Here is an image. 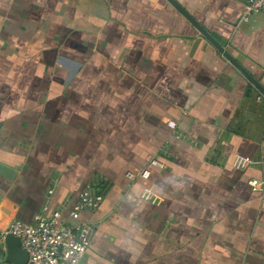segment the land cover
<instances>
[{"label":"crops","instance_id":"obj_1","mask_svg":"<svg viewBox=\"0 0 264 264\" xmlns=\"http://www.w3.org/2000/svg\"><path fill=\"white\" fill-rule=\"evenodd\" d=\"M177 1L264 87V14ZM253 178L264 94L168 0H0V264L13 220L87 188V264H264Z\"/></svg>","mask_w":264,"mask_h":264},{"label":"built area","instance_id":"obj_2","mask_svg":"<svg viewBox=\"0 0 264 264\" xmlns=\"http://www.w3.org/2000/svg\"><path fill=\"white\" fill-rule=\"evenodd\" d=\"M241 1L243 2L241 21L249 20L254 14H264V0ZM168 125L173 129L176 127L174 121H169ZM152 166L164 168L165 164L155 156L145 166L128 170L125 175L130 182L137 180L148 182ZM249 183L254 191L264 193V180L253 178ZM52 192L51 188L48 193ZM143 192L145 198L153 194L150 186H146ZM102 201V194L95 193L89 188L83 190L69 213L71 219L69 222L62 220L59 209H51L45 203L32 222L13 220L3 232L2 238L10 233L20 239L22 249L28 254L26 264H87L84 256L90 244L91 229L80 222L79 217L82 211L94 210Z\"/></svg>","mask_w":264,"mask_h":264},{"label":"water","instance_id":"obj_3","mask_svg":"<svg viewBox=\"0 0 264 264\" xmlns=\"http://www.w3.org/2000/svg\"><path fill=\"white\" fill-rule=\"evenodd\" d=\"M195 28L210 41L234 66H236L259 90L264 94L262 84L250 74L232 55V53L222 45L208 30H206L177 0H168ZM7 256L14 264H26L28 254L22 249L20 239L13 234H7L5 237ZM7 258V259H8Z\"/></svg>","mask_w":264,"mask_h":264}]
</instances>
